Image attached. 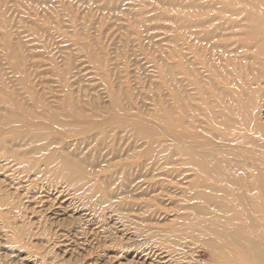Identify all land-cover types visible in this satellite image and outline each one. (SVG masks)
<instances>
[{"label": "bare ground", "instance_id": "1", "mask_svg": "<svg viewBox=\"0 0 264 264\" xmlns=\"http://www.w3.org/2000/svg\"><path fill=\"white\" fill-rule=\"evenodd\" d=\"M199 3L181 4L186 17L196 14L192 7L202 9L200 19L176 17L177 31L190 51L207 54L204 65L212 66L209 59H216L222 67L217 64L214 69L215 82L198 79L188 70L196 78L192 97L176 87L181 80L175 83V66L166 67L172 104L158 117L167 127L155 118L129 113L132 105L123 107L117 99L104 106L113 110L107 118L89 114L87 101L70 97L50 101L28 90L23 95L19 89L12 90V99L0 87V172L10 168L13 173L0 181V192L7 193L5 182V187H15L19 197L25 188L22 180L34 175L40 176L37 186L40 179L57 176L76 184L77 192L97 183L100 186L86 199L95 214L103 215L106 209L128 205L129 192L141 188L140 184L134 188L137 179L163 176L180 189L175 195L184 213L152 233L150 237L162 247L155 252L145 249L135 263L202 264L188 255L198 246L205 249L211 264H264V86L260 84L264 83V0ZM234 44V52L255 49V53L233 56ZM12 59L18 61L15 53ZM230 67L241 68V75ZM99 117L101 123L93 124ZM110 155L120 162L96 163ZM100 171L103 178H98ZM120 177L121 183L113 189ZM151 181L150 186L166 188V180ZM44 187L49 188L41 184ZM113 199L123 201L117 204ZM144 207L152 217L159 214L153 204L146 202Z\"/></svg>", "mask_w": 264, "mask_h": 264}, {"label": "rangeland", "instance_id": "2", "mask_svg": "<svg viewBox=\"0 0 264 264\" xmlns=\"http://www.w3.org/2000/svg\"><path fill=\"white\" fill-rule=\"evenodd\" d=\"M157 1L0 0V87L12 99V90L19 89L23 95L28 90L50 101L68 97L87 101L89 114L107 118L113 110L104 106L117 99L123 107L132 105L129 113L155 118L167 127L158 117L166 105L172 104L166 67L175 66V83L181 80L176 87L186 89L192 97L196 94L193 74L215 82L214 69L217 64L222 66L216 59H209L212 66L204 65L207 54L198 56L188 49L177 31L179 20H175L186 17L181 4L211 0ZM192 8L196 16L186 18L200 19L202 7ZM236 48V44L231 45L230 53L240 58L255 53V49L234 52ZM14 53L18 61L12 59ZM182 64L184 68L179 67ZM230 68L241 75V68ZM92 123L100 124L101 118ZM102 157L97 164L120 162L113 159L114 155L104 157V161ZM9 169L0 172V181L13 174ZM103 176L98 172V178ZM39 178H24L25 188L20 189L19 197L15 187H5L4 182L8 191L0 192V264H138L135 257L145 249L155 252L162 247L150 237L152 233L167 228L184 213L180 210L183 203L175 195L180 189L168 184L170 179L163 176L152 181L150 174L137 179L134 188L139 184L141 188L129 192L125 210L109 208L101 216L93 212L86 199L100 184L77 192V185L63 178L40 179L37 186L35 180ZM122 179H117L112 188ZM163 180V190L160 184L150 186V181ZM41 184L49 186L48 190ZM133 196L138 198L132 200ZM122 201L112 200L117 204ZM146 202L159 214L152 217L145 213ZM197 247L189 250V258L211 264L205 249Z\"/></svg>", "mask_w": 264, "mask_h": 264}]
</instances>
